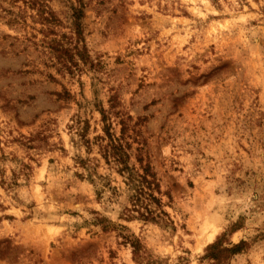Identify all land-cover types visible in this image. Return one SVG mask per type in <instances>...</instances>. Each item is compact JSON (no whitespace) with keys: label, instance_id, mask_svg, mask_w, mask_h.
I'll use <instances>...</instances> for the list:
<instances>
[{"label":"rangeland","instance_id":"obj_1","mask_svg":"<svg viewBox=\"0 0 264 264\" xmlns=\"http://www.w3.org/2000/svg\"><path fill=\"white\" fill-rule=\"evenodd\" d=\"M75 8L90 63L70 71ZM109 99L167 225L126 219L77 162L99 157L77 118L101 133ZM0 264H264V0H0Z\"/></svg>","mask_w":264,"mask_h":264},{"label":"trees","instance_id":"obj_2","mask_svg":"<svg viewBox=\"0 0 264 264\" xmlns=\"http://www.w3.org/2000/svg\"><path fill=\"white\" fill-rule=\"evenodd\" d=\"M74 10L72 21L74 38H71L72 42L68 43L64 49L61 48V62L70 71L79 66V61L90 63L84 39L80 33L78 21L80 10L78 8ZM116 105L113 100L109 99V107L107 109L100 108L101 133L92 137H88L86 134L88 122L77 118L76 122L79 124L77 144L83 145L88 153L95 146L99 155V157H92L95 160L94 163L89 156L79 157L77 162L86 169L87 179L90 182L96 183L95 180H97L100 184L95 190L98 196L105 190H108L113 196L124 193L129 204L123 207V215L126 219H141L167 225L169 218L163 208L162 195H168L161 189L159 177L151 163L146 139L138 129H135L134 125L137 123H130V114L114 110ZM112 115L118 118L119 129L117 132L113 129L110 120ZM100 159L108 170L115 172L120 177V185H112L109 174H100L96 171ZM107 227L109 224L103 225V228ZM217 244L209 245L208 249H215ZM131 245L135 253L136 243L131 241ZM239 247L240 244H234L223 250L236 252ZM211 256L218 261V256L212 253Z\"/></svg>","mask_w":264,"mask_h":264},{"label":"bare ground","instance_id":"obj_3","mask_svg":"<svg viewBox=\"0 0 264 264\" xmlns=\"http://www.w3.org/2000/svg\"><path fill=\"white\" fill-rule=\"evenodd\" d=\"M211 236H212V235L210 234V235H209V238H211Z\"/></svg>","mask_w":264,"mask_h":264}]
</instances>
